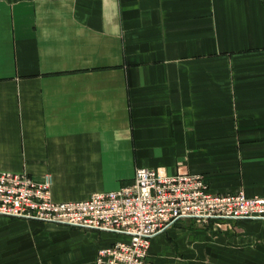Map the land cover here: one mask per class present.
Instances as JSON below:
<instances>
[{"label":"crops","instance_id":"0c3cea01","mask_svg":"<svg viewBox=\"0 0 264 264\" xmlns=\"http://www.w3.org/2000/svg\"><path fill=\"white\" fill-rule=\"evenodd\" d=\"M140 168L264 197V0H0V171L73 202ZM127 240L0 216V264H97ZM146 264H264V220L179 221Z\"/></svg>","mask_w":264,"mask_h":264},{"label":"built area","instance_id":"2783aa9c","mask_svg":"<svg viewBox=\"0 0 264 264\" xmlns=\"http://www.w3.org/2000/svg\"><path fill=\"white\" fill-rule=\"evenodd\" d=\"M0 216L115 233L128 237L98 252L97 264H146L154 237L179 221L199 224L264 220V197L210 192L205 177L137 169L133 182L85 201L55 202L49 177L0 171Z\"/></svg>","mask_w":264,"mask_h":264},{"label":"rangeland","instance_id":"374dc122","mask_svg":"<svg viewBox=\"0 0 264 264\" xmlns=\"http://www.w3.org/2000/svg\"><path fill=\"white\" fill-rule=\"evenodd\" d=\"M159 170V169H158ZM162 171V170H161ZM180 171H184V170H180ZM180 171H178L177 173H179ZM23 172H27V171H23ZM164 172V171H163ZM185 172H187V171H185ZM28 173V172H27ZM167 174V173H166ZM168 175V174H167ZM201 175V174H200ZM46 177H49L50 178V180H51V194H52V187H53V177H52V175L50 174V173H47V174H45L43 177H41V179L40 180H42L43 178H46ZM244 191V190H243Z\"/></svg>","mask_w":264,"mask_h":264}]
</instances>
